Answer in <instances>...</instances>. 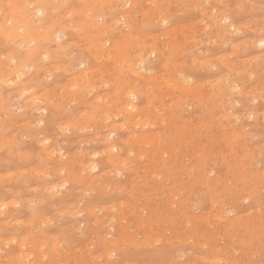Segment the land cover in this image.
<instances>
[{
	"label": "rangeland",
	"instance_id": "obj_1",
	"mask_svg": "<svg viewBox=\"0 0 264 264\" xmlns=\"http://www.w3.org/2000/svg\"><path fill=\"white\" fill-rule=\"evenodd\" d=\"M27 263L264 264V0H0V264Z\"/></svg>",
	"mask_w": 264,
	"mask_h": 264
},
{
	"label": "bare ground",
	"instance_id": "obj_2",
	"mask_svg": "<svg viewBox=\"0 0 264 264\" xmlns=\"http://www.w3.org/2000/svg\"><path fill=\"white\" fill-rule=\"evenodd\" d=\"M131 1H132V0H131ZM126 3H127V2H126ZM40 12H41V11H40ZM221 20H222V19H221ZM164 22H165V21H164ZM109 33H110V31H109ZM105 42H106V41H105ZM258 42H259V41H258ZM144 51H145V50H144ZM130 74H131V73H130ZM132 94H133V93H132ZM103 97H104V96H103ZM129 97H133V96L130 94ZM104 98H105V97H104ZM125 107H126L125 110H127V108H128V109H131V108H132V105H131L130 103H127ZM104 115H105V114H104ZM104 115H103V116H104ZM133 121H134V120H133ZM133 124H134V123H133ZM123 125H124V124H123ZM135 125H136V124H135ZM135 125H133V126H135ZM72 126H74V125H72ZM135 127H136V126H135ZM81 130H82V129H81ZM113 149H115V147H113ZM95 156H96V155H95ZM91 164H94V163H91ZM91 164H90V165H91ZM84 165H85V164H84ZM88 165H89V163H88ZM88 165H87V166H88ZM85 167H86V166H85ZM95 168H96V165H92V166H91V169H95ZM112 240H113V239H112ZM101 242H102V241H101ZM114 242H115V241H114ZM110 243H111V242H110ZM53 247H54V246H53ZM111 252H113V251H111ZM111 252H110V253H111ZM105 257H106V256H105ZM27 264H28V263H27Z\"/></svg>",
	"mask_w": 264,
	"mask_h": 264
}]
</instances>
